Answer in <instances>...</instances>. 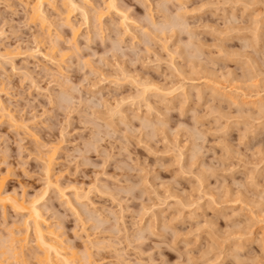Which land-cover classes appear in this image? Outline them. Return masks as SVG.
I'll use <instances>...</instances> for the list:
<instances>
[{"label": "clouds", "instance_id": "obj_1", "mask_svg": "<svg viewBox=\"0 0 264 264\" xmlns=\"http://www.w3.org/2000/svg\"><path fill=\"white\" fill-rule=\"evenodd\" d=\"M0 264H264V0H0Z\"/></svg>", "mask_w": 264, "mask_h": 264}]
</instances>
